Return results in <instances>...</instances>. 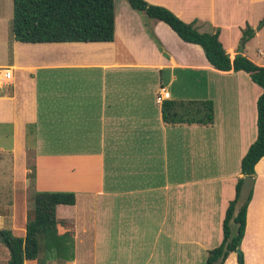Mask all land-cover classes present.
<instances>
[{
  "label": "crops",
  "instance_id": "1",
  "mask_svg": "<svg viewBox=\"0 0 264 264\" xmlns=\"http://www.w3.org/2000/svg\"><path fill=\"white\" fill-rule=\"evenodd\" d=\"M147 1L196 21L202 32L219 28L221 41L231 34L222 43L232 58L254 15L264 19L256 13L264 0ZM153 28L165 53L144 15L122 1L113 41L13 39L0 68L13 73L12 82L0 83V124L13 130L14 180L27 192L34 172L35 190L76 194L75 204L57 207L67 222L60 231L74 230V258L49 264H206L223 240L241 162L258 135L263 88L245 71L216 69L200 45L166 22ZM242 52L249 56L246 45ZM255 52L252 60L264 65V53ZM177 82L192 88L172 92ZM162 89L166 100H212L214 123H166ZM253 190L240 249L245 264H264V157ZM28 209L8 208L1 231L24 236ZM228 261L239 264L236 251Z\"/></svg>",
  "mask_w": 264,
  "mask_h": 264
},
{
  "label": "trees",
  "instance_id": "2",
  "mask_svg": "<svg viewBox=\"0 0 264 264\" xmlns=\"http://www.w3.org/2000/svg\"><path fill=\"white\" fill-rule=\"evenodd\" d=\"M127 1L133 9L144 15L150 36L164 53L163 44L153 28L155 21L166 22L184 41L200 45L216 69L245 71L263 88L257 102L258 135L241 162L242 174L255 176L256 165L264 157V65L256 63L242 52L247 39L254 36V30L251 27L245 29V42L232 58L220 40L219 28L202 32L195 25L196 21L186 22L163 5L147 0ZM12 25L14 39L24 43L113 41L116 36V0H14ZM247 35L250 37L246 38ZM162 113L164 121L172 124H212L215 120L212 100H165ZM244 176L239 178L236 196L227 208L223 221V240L219 246L209 250L206 264H224L229 254L241 247L254 191L252 189L250 197L233 217ZM29 177L33 179L34 185L35 173H30ZM32 202L24 236L15 235L11 230H2L9 250L8 264H25L27 260L49 264L57 259H73L74 230L60 231L59 227L67 226V222L58 219L57 207L60 204H75V192L34 189ZM239 264H245L240 255Z\"/></svg>",
  "mask_w": 264,
  "mask_h": 264
},
{
  "label": "rangeland",
  "instance_id": "3",
  "mask_svg": "<svg viewBox=\"0 0 264 264\" xmlns=\"http://www.w3.org/2000/svg\"><path fill=\"white\" fill-rule=\"evenodd\" d=\"M122 1L128 2L127 0H116V11L121 10ZM13 5L14 0H0V64L1 67H5L3 64H8L11 58V44L14 39L13 35ZM262 6V4H261ZM256 13L264 12V4L263 7H258L256 9ZM255 13V14H256ZM259 22V18L257 15L253 17V23L249 24L245 29L251 27L254 30V34L258 30V26L261 25ZM252 22V21H251ZM249 23V22H248ZM257 23V24H255ZM245 29L242 30L243 35L241 37L240 46L245 42L244 32ZM231 34L223 35L222 41L225 45H227V40L229 39ZM237 35L234 34V41L236 40ZM250 36L247 35L246 38ZM246 47L248 49V57L255 56V51H259L258 54L264 53V25L260 27L257 32V37H253L247 39ZM257 54V53H256ZM246 55V54H245ZM251 58V59H252ZM1 70V69H0ZM192 77V76H187ZM185 76H183V79ZM231 82V80H229ZM172 92L177 91H185L190 90L192 85H189L185 82H177L173 84V86H169ZM12 128L10 126H5L0 124V216L4 213L8 212V208L11 209H25L29 208L32 205V195H33V179L31 178L29 182L31 188L27 192L21 188L20 183H16L13 177V137H12ZM23 156L21 153L18 154V163H20ZM17 162V159H16ZM32 162L30 163V167L32 166ZM19 179L22 178L21 174L17 173ZM17 206V207H16ZM4 226V225H3ZM18 227V226H17ZM23 225L19 226V231L22 230ZM18 229V228H17ZM264 243V242H263ZM259 244L257 243V246ZM7 252L9 257V250L5 244L0 241V264H8ZM175 258V257H174ZM63 264V263H58Z\"/></svg>",
  "mask_w": 264,
  "mask_h": 264
},
{
  "label": "water",
  "instance_id": "4",
  "mask_svg": "<svg viewBox=\"0 0 264 264\" xmlns=\"http://www.w3.org/2000/svg\"><path fill=\"white\" fill-rule=\"evenodd\" d=\"M263 25H264V21L261 22L260 26H258V30ZM254 184H255V176H251V175H245L244 176L243 183H242V186L240 189V194H239L238 200H237L236 205H235L233 217L236 216V214L239 212L240 208L243 206V204L250 197ZM0 241L3 242L4 244H7V241L5 240V235L2 233L1 229H0ZM236 252L243 259L242 250L240 248H238Z\"/></svg>",
  "mask_w": 264,
  "mask_h": 264
},
{
  "label": "built area",
  "instance_id": "5",
  "mask_svg": "<svg viewBox=\"0 0 264 264\" xmlns=\"http://www.w3.org/2000/svg\"><path fill=\"white\" fill-rule=\"evenodd\" d=\"M13 79V73L9 68H5L4 72L2 75L0 74V83L2 84H7L12 82ZM170 98V92L162 89V91L159 93L157 99L159 102H163L164 100Z\"/></svg>",
  "mask_w": 264,
  "mask_h": 264
}]
</instances>
